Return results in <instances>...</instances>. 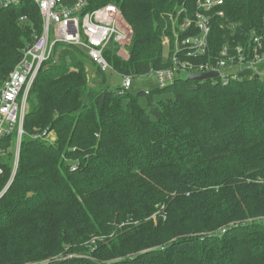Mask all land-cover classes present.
<instances>
[{
  "label": "trees",
  "instance_id": "16d2710c",
  "mask_svg": "<svg viewBox=\"0 0 264 264\" xmlns=\"http://www.w3.org/2000/svg\"><path fill=\"white\" fill-rule=\"evenodd\" d=\"M198 1L89 0L87 11L120 8L133 30L130 58L115 44L105 56L135 78L173 65L174 45H164L174 38L170 15L195 11ZM224 11L209 54L193 63L264 32V0H225ZM40 18L31 2L0 7V87L41 34ZM55 55L32 87L19 168L0 199V264H264V80L223 86L186 77L120 94L98 66L90 86L85 65L96 64L79 48L58 44ZM167 93L174 98L155 101ZM45 130L55 142L33 138ZM15 141L0 145V193Z\"/></svg>",
  "mask_w": 264,
  "mask_h": 264
},
{
  "label": "built area",
  "instance_id": "2783aa9c",
  "mask_svg": "<svg viewBox=\"0 0 264 264\" xmlns=\"http://www.w3.org/2000/svg\"><path fill=\"white\" fill-rule=\"evenodd\" d=\"M31 2L37 6L41 15L42 32L34 42L22 50V59L15 66L6 81L0 87V145L2 141L16 134L17 149L11 178L1 197L14 181L20 162L22 140L25 135L24 124L29 112V96L42 67L56 59L55 47L64 44L79 48L103 72L112 70L105 53L115 44L119 50L129 47L133 39V30L126 22L120 8L109 3L92 11L89 0H79L72 7H64L62 0H0L4 9L18 8ZM225 0H199L196 10L183 6L176 15H170L172 35L165 37L164 45L171 47L173 65L167 69L157 70L159 87L173 85L182 75L215 73L213 84L227 86L246 80H264V32L252 31L244 43H226L217 56L203 64L193 63L209 54V36L213 20L225 18ZM27 16L21 17L27 23ZM230 28H235L234 25ZM184 35V38H183ZM211 59V58H210ZM259 76V78H257ZM120 94L132 89L130 75H124ZM34 139L53 143L56 135L45 130L36 133ZM6 151L0 147V177L4 174L3 158Z\"/></svg>",
  "mask_w": 264,
  "mask_h": 264
},
{
  "label": "rangeland",
  "instance_id": "374dc122",
  "mask_svg": "<svg viewBox=\"0 0 264 264\" xmlns=\"http://www.w3.org/2000/svg\"><path fill=\"white\" fill-rule=\"evenodd\" d=\"M20 21H21V19H20ZM117 53H118V56H120L122 59H124L126 61L130 58V54L128 52V47H126L125 49H122V50L120 49ZM164 58L166 60L168 58V54H167L166 51L164 53ZM55 61H56V63H58L59 62V59L57 58ZM56 63L53 62V65H55ZM85 66H86L85 67L86 68V71L88 72L90 86H93L94 87L95 80H96L95 76H96L97 65L95 66V65L91 64L90 62H87ZM181 78H185V76L182 75ZM132 84H133L132 89L129 92L134 93V94H137L140 91H143V92H151V91H153V90H155L157 88H160L159 87V81H158L157 74L154 73V72L151 73V74H149V75H145V76L133 78L132 79ZM122 85H123V77L120 74H118L117 72H115L113 70H109L107 72V86L110 88V90H112L114 92H119L118 89H119V87H122ZM161 98L170 99V98H174V97H173V94L167 93V94H164V96H160V95L156 96L155 97V101L157 102ZM84 100L87 101L86 98H84ZM147 100H148V97L147 96H142V97L139 98V102H140V104H141L142 107H147ZM15 149H17V143H16V141L14 143V149H13L14 150V153H15ZM14 160H15V158H14ZM152 219L153 220H156L157 219V215L154 214L152 216ZM113 233H115V232H113ZM90 244L91 245H94L95 242L92 241ZM64 257L65 256L63 254H61L58 257H55V258H53L51 260L49 259L46 262H49V261H52V260H56V259H60V258H64Z\"/></svg>",
  "mask_w": 264,
  "mask_h": 264
},
{
  "label": "water",
  "instance_id": "95a60500",
  "mask_svg": "<svg viewBox=\"0 0 264 264\" xmlns=\"http://www.w3.org/2000/svg\"><path fill=\"white\" fill-rule=\"evenodd\" d=\"M216 77H217V74L215 73H206V74H200V75H190L188 79L205 82V81L214 79ZM257 78H259V76H257Z\"/></svg>",
  "mask_w": 264,
  "mask_h": 264
}]
</instances>
